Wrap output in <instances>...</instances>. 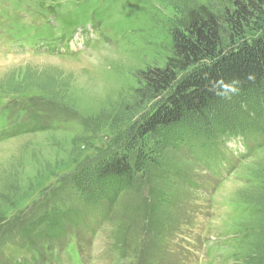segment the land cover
Here are the masks:
<instances>
[{"label":"rangeland","instance_id":"rangeland-1","mask_svg":"<svg viewBox=\"0 0 264 264\" xmlns=\"http://www.w3.org/2000/svg\"><path fill=\"white\" fill-rule=\"evenodd\" d=\"M235 1L246 0H0V130L28 114L42 122L0 139V264H264V143L249 153L251 140L231 138L264 139V87L231 88L204 118L188 115L223 166L174 139L156 159L137 136L140 73L173 56L189 7L230 15ZM120 150L135 176L115 206L87 209L92 218L83 213L67 239L27 235L80 205L74 180L88 185L93 166Z\"/></svg>","mask_w":264,"mask_h":264},{"label":"trees","instance_id":"trees-1","mask_svg":"<svg viewBox=\"0 0 264 264\" xmlns=\"http://www.w3.org/2000/svg\"><path fill=\"white\" fill-rule=\"evenodd\" d=\"M227 12L230 15H223L207 5L189 7L181 25L185 32L179 28L173 32V56L164 67H153L140 73L139 82L142 87L136 92V101L141 102L138 106L143 113L141 112L139 119L141 124L137 129V136L144 137L148 145L149 141L152 143L149 154L156 155V159L170 145L168 141L174 139L177 146L186 145L197 159L200 157V160L206 162L214 159L223 166L222 151L203 146L205 139L194 135V129L186 121L188 115L204 118L212 104L226 98L231 88L251 93L264 87V0L235 1L233 11ZM248 20L254 25L242 23ZM260 20L262 22L258 25ZM228 30L236 33L242 31V35L237 39L235 35L227 38ZM246 31L253 35L246 36ZM140 110H137V114ZM146 112L148 113L142 117ZM134 116H131V120ZM32 117L29 123L28 118ZM7 125L10 127L0 130V139L8 129L23 132L30 129L42 130L38 114H28L25 122L15 126L9 123ZM238 136L252 141L249 153L264 143V139L258 142L262 135H232L231 138ZM169 147H173V144ZM203 153L204 157L201 156ZM131 161L127 153L120 150L98 162L90 170L95 178L88 185H80V180L78 183L74 180L72 184L73 196L77 200L74 205L78 202L81 204L73 208L63 205L65 208L56 209L57 214L52 215L53 220H36L29 226L27 235L45 229L46 233L39 234L44 238L67 239L68 226H81L85 221L82 214L90 215L87 209L96 210L101 206H98L101 201L106 202L110 208L115 206L121 193L132 189L135 172ZM74 174H83L80 177L88 179L84 178L88 174L81 168L74 171ZM4 198L0 192V202ZM79 206L83 207L82 211H79ZM155 210H152L153 215L156 214ZM109 214L108 210L101 212L100 216L107 219ZM45 217L47 215L42 218ZM15 264L29 263L24 260L16 261Z\"/></svg>","mask_w":264,"mask_h":264}]
</instances>
